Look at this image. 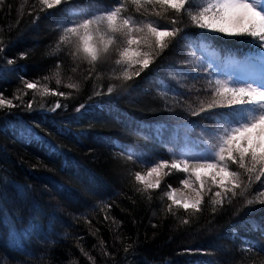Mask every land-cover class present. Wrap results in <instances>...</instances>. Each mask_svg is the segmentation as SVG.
<instances>
[{"label": "trees", "instance_id": "obj_1", "mask_svg": "<svg viewBox=\"0 0 264 264\" xmlns=\"http://www.w3.org/2000/svg\"><path fill=\"white\" fill-rule=\"evenodd\" d=\"M73 3L90 5L85 11L95 7L90 0ZM113 3L96 0L103 6ZM67 7L62 3L41 12L37 0L0 3V94L17 105L0 109V264H262L264 254L244 253L241 244L247 240L264 248V234L249 227L250 221L264 224V205L246 208L238 198L215 215L206 204L201 213L174 208V216L166 211L170 202L163 192L169 184L180 187L184 174L162 176L160 188L148 200L136 191L142 186L132 175L144 166L127 160L115 147L143 153L151 162L170 159L168 145L183 147L186 136L193 147L199 125L212 122L186 113L178 119L164 110L158 89L162 83L182 93L200 87L203 81L186 78L180 87L172 76L178 69L195 74L199 68L193 66L201 58L220 78L259 66L245 63L254 54L245 42L250 38L215 34L216 39L203 41L197 35L203 30L190 26L185 17L189 26L138 77L127 82L113 78L121 71L113 63V52L98 65L103 70L99 79L96 72L85 79L86 62L54 52L56 26L67 19ZM9 59L14 63L8 64ZM186 60L187 65L182 63ZM57 63L62 65L59 71ZM21 76L70 95L35 94L30 110L27 103L34 93L24 88ZM69 83L78 89L65 87ZM109 85L114 86L110 95ZM188 94L195 95L194 89ZM16 95L22 99H14ZM57 101L62 107L52 111ZM197 121L192 131L189 125ZM259 188L253 185V192ZM183 219L189 223L182 224Z\"/></svg>", "mask_w": 264, "mask_h": 264}, {"label": "snow or ice", "instance_id": "obj_2", "mask_svg": "<svg viewBox=\"0 0 264 264\" xmlns=\"http://www.w3.org/2000/svg\"><path fill=\"white\" fill-rule=\"evenodd\" d=\"M37 2L41 12L62 3L68 5L65 9L67 19L56 26L59 36L53 48L55 53L62 52L74 62H86L89 68L85 79H91L93 72L97 73L99 79L103 70H98V65L113 52V63L121 70L113 78L127 82L134 76L138 77L189 26L185 23V17L190 26L203 30L197 34L203 41L216 39L215 34L238 40L250 38L245 42L252 45L254 54L248 56L245 63L258 62L261 68L258 76L229 75L222 79L204 65L201 58L193 66L199 68L195 74L178 69L172 76L180 87H185V78L203 81L200 87L193 85L188 88V93L194 89L195 95L182 93L166 83H162L158 89L164 110L176 114L178 119L180 113H186L212 122L211 125H199L197 121L189 125L192 131H196V125H199L193 147H189L193 143L192 138L186 136L183 147L168 145L170 159L156 158L154 162L146 159L143 153L134 155L131 149L123 145L117 144L115 147L127 160L144 166L143 172H133L132 175L136 183L142 186L136 191L147 194L148 200L152 199L150 193L160 188L162 176L170 175L173 171L184 174L180 187L169 184L163 192L170 202L166 211L174 216V208L201 213L206 204L215 215L231 207L238 198L243 199L246 208L264 205V0H114L110 7L90 0V4H95V7L87 11L85 9L90 8V5L74 4L73 0ZM152 16L159 19H149ZM160 20L165 23H160ZM3 51V39L0 37V52ZM7 62L13 64L14 60L9 59ZM182 63L187 65L189 61ZM61 66V63H57L56 69L59 71ZM77 67L71 71L75 72ZM41 79L48 80L49 77ZM21 82L26 90L34 93L33 100L27 103L30 110L35 103V94L63 98L70 95L52 90L46 84L42 85L40 80L29 81L21 76ZM60 83V79H56V84ZM65 87L78 89L79 86L69 83ZM113 90L114 86L109 85L106 94L110 95ZM23 95H27V91ZM95 95H101V92L96 91ZM13 98L22 99L20 95ZM16 106L12 99L0 94V109ZM60 107L62 105L57 101L51 110ZM83 107L81 105L77 111ZM138 134L143 133L138 130ZM157 139L163 142L162 137L158 136ZM255 184H259L260 188L253 192ZM105 219L109 217L106 215ZM181 222L188 224L189 220L183 219ZM14 223L13 220L10 234ZM249 227L251 231L264 234V224L260 222L250 221ZM67 238V235L63 237ZM81 251H84L82 247ZM241 251L264 254V248H258L247 240H242Z\"/></svg>", "mask_w": 264, "mask_h": 264}, {"label": "rangeland", "instance_id": "obj_3", "mask_svg": "<svg viewBox=\"0 0 264 264\" xmlns=\"http://www.w3.org/2000/svg\"><path fill=\"white\" fill-rule=\"evenodd\" d=\"M260 72H261L260 66H252L249 69H247L245 72L240 73V74H235V75H249V74H254V75H257L258 76ZM231 75H234V74H231ZM227 77L228 76L221 77V78L224 79V78H227Z\"/></svg>", "mask_w": 264, "mask_h": 264}]
</instances>
